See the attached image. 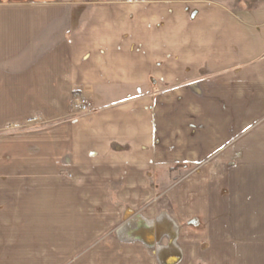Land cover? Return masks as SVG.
Listing matches in <instances>:
<instances>
[{
    "label": "crops",
    "instance_id": "0c3cea01",
    "mask_svg": "<svg viewBox=\"0 0 264 264\" xmlns=\"http://www.w3.org/2000/svg\"><path fill=\"white\" fill-rule=\"evenodd\" d=\"M0 264H264V0H0Z\"/></svg>",
    "mask_w": 264,
    "mask_h": 264
},
{
    "label": "built area",
    "instance_id": "2783aa9c",
    "mask_svg": "<svg viewBox=\"0 0 264 264\" xmlns=\"http://www.w3.org/2000/svg\"><path fill=\"white\" fill-rule=\"evenodd\" d=\"M257 1H262V0H257ZM76 104L81 108V112L82 113H85V112H87L88 111V105H87V103H86V101L85 100H76ZM36 122V120H32L31 122H30V124H34ZM153 223V222H152ZM150 224L151 226H153V224ZM126 227V225H124V226H122L121 228H119L117 231H118V233H120V230H122V229H124ZM120 236V235H119ZM121 240H123L122 238H120ZM132 240H135V239H137V238H131ZM130 240V239H129ZM123 241H126V240H123Z\"/></svg>",
    "mask_w": 264,
    "mask_h": 264
},
{
    "label": "rangeland",
    "instance_id": "374dc122",
    "mask_svg": "<svg viewBox=\"0 0 264 264\" xmlns=\"http://www.w3.org/2000/svg\"><path fill=\"white\" fill-rule=\"evenodd\" d=\"M208 1H213V2H218L221 4H226V5H232L235 3V6L238 7H243L245 4H248V2L250 3L251 0H208Z\"/></svg>",
    "mask_w": 264,
    "mask_h": 264
},
{
    "label": "bare ground",
    "instance_id": "6f19581e",
    "mask_svg": "<svg viewBox=\"0 0 264 264\" xmlns=\"http://www.w3.org/2000/svg\"><path fill=\"white\" fill-rule=\"evenodd\" d=\"M143 222V221H142ZM142 226V225H141ZM158 242V241H157Z\"/></svg>",
    "mask_w": 264,
    "mask_h": 264
}]
</instances>
